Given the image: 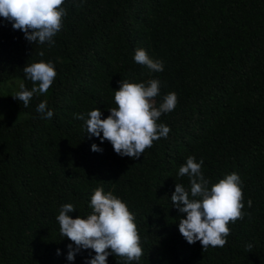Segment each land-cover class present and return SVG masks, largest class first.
Here are the masks:
<instances>
[{
    "label": "trees",
    "instance_id": "trees-1",
    "mask_svg": "<svg viewBox=\"0 0 264 264\" xmlns=\"http://www.w3.org/2000/svg\"><path fill=\"white\" fill-rule=\"evenodd\" d=\"M62 6L66 15L51 47L29 43L0 17V111L8 116L0 113V264H86L91 249L67 260L73 242L60 234L56 217L66 203L76 208L73 219L86 217L100 186L135 216L143 255L132 264H264V0H65ZM138 48L162 60L163 71L137 64ZM41 60L53 63L56 78L24 107L9 83L19 79L31 90L23 68ZM150 79L160 81L157 107L170 92L178 103L157 121L170 127L168 138L139 159L118 155L75 118L96 108L107 118L119 81ZM45 100L51 119L36 111ZM92 144L102 151L93 152ZM188 156L203 160L212 184L232 172L243 181L245 216L229 223L223 248L203 250L179 232L186 214L171 195L176 183L189 189V178L177 175ZM117 261L124 264L107 258Z\"/></svg>",
    "mask_w": 264,
    "mask_h": 264
},
{
    "label": "clouds",
    "instance_id": "clouds-1",
    "mask_svg": "<svg viewBox=\"0 0 264 264\" xmlns=\"http://www.w3.org/2000/svg\"><path fill=\"white\" fill-rule=\"evenodd\" d=\"M65 0H0V17L12 23L14 30L24 33L29 43L45 44L51 47L53 37L61 30L66 9ZM39 55L43 56V52ZM137 64L147 66L151 72H162V60L151 58L143 48L135 50L133 57ZM23 73L33 83L31 90L20 84V90L13 98L29 105L34 94H45L53 84L57 72L51 61L33 62L23 68ZM120 87L114 91L116 107L110 108V115L102 119L99 108L75 118L84 121L90 137L111 143L115 153L122 157L139 159L153 142L167 139L170 127L157 123L162 114L173 111L178 103L175 92L163 97L157 107L155 98L160 93V81L150 79L146 83H132L128 80L118 82ZM42 119H51L53 111L48 109L47 101H41L36 108ZM102 134V135H101ZM93 152L102 149L92 144ZM203 160L196 162L194 156H188L179 167L177 175L189 178V189L176 183L171 195L172 205L185 218L179 220V232L189 244L199 241L203 250L209 247L223 248L230 235L229 223L243 219L244 195L241 177L232 172L217 183L207 179L201 167ZM211 184V187L209 185ZM248 207L252 200H248ZM91 213L86 217L73 219L69 213L76 211L71 203L61 206L56 220L59 232L73 243L67 246V260L74 261L83 249H91L95 255L86 260V264H107L109 255L120 257L124 264L139 261L143 255L141 238L135 223V216L127 204L111 191L105 193L102 186L94 189L90 200ZM73 244L75 247H73ZM250 250L252 245H247ZM57 254L60 252L57 250ZM117 264L119 262L117 261Z\"/></svg>",
    "mask_w": 264,
    "mask_h": 264
},
{
    "label": "rangeland",
    "instance_id": "rangeland-1",
    "mask_svg": "<svg viewBox=\"0 0 264 264\" xmlns=\"http://www.w3.org/2000/svg\"><path fill=\"white\" fill-rule=\"evenodd\" d=\"M9 84L10 85H13L14 86V91L18 92V87L20 86V80L19 79H15V80L13 79ZM6 110L11 111L10 112V117H13L12 114H11L12 112H14L13 109L12 108L11 109L9 108V109H6ZM0 113L2 114L3 117H8L7 116V113H5L4 109H2L0 111ZM17 117H19V115H17Z\"/></svg>",
    "mask_w": 264,
    "mask_h": 264
}]
</instances>
